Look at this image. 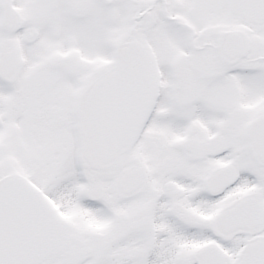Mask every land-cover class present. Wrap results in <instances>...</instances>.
I'll use <instances>...</instances> for the list:
<instances>
[{
  "label": "snow or ice",
  "instance_id": "1",
  "mask_svg": "<svg viewBox=\"0 0 264 264\" xmlns=\"http://www.w3.org/2000/svg\"><path fill=\"white\" fill-rule=\"evenodd\" d=\"M0 264H264V0H0Z\"/></svg>",
  "mask_w": 264,
  "mask_h": 264
}]
</instances>
